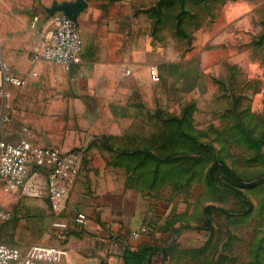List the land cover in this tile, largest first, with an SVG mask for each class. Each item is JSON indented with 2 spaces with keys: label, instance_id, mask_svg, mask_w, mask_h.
<instances>
[{
  "label": "crops",
  "instance_id": "0c3cea01",
  "mask_svg": "<svg viewBox=\"0 0 264 264\" xmlns=\"http://www.w3.org/2000/svg\"><path fill=\"white\" fill-rule=\"evenodd\" d=\"M75 1L29 0L26 7L14 3L0 9L11 15L7 25L0 26V55L12 75L22 78L12 69L15 61L32 59L29 21L24 17L28 7L33 14L42 8L37 18L49 28L47 34L55 29V18L63 15L51 13L53 6ZM85 1L88 7L78 17L84 39L80 62L46 74L57 96L50 110L58 139L48 145L23 139L79 153L80 174L61 214L52 211L45 197L32 198L25 202L32 217H20L12 225L0 220V240L19 249L22 256L30 247L41 245L64 252L56 261L37 264H168L174 253L195 249L181 246L184 231L176 237L163 229L177 207L146 195L142 176L151 170L144 167L150 165L154 172L161 158L168 156L164 152L167 142L181 141L180 133L177 138L167 128L181 125L184 110L202 111L203 105L198 104L205 95L218 97V78L228 74L221 67L230 63L231 55L223 40L200 52L171 54L166 47L153 46L148 38H135L128 27L125 30L110 19L99 24L92 2ZM151 67L158 69L159 82L151 80ZM23 86H7V113L14 125L21 109L16 90ZM0 104L2 115L5 102L0 100ZM197 117L196 112V123ZM14 125L5 133L2 127V138L11 144L19 143ZM35 176L45 181L42 174ZM78 213L86 215L83 226L74 224ZM54 221L69 224L65 240L56 239Z\"/></svg>",
  "mask_w": 264,
  "mask_h": 264
},
{
  "label": "rangeland",
  "instance_id": "374dc122",
  "mask_svg": "<svg viewBox=\"0 0 264 264\" xmlns=\"http://www.w3.org/2000/svg\"><path fill=\"white\" fill-rule=\"evenodd\" d=\"M90 1L99 24L110 19L125 30L128 27L135 38H148L171 54L200 52L220 40L226 44L231 58L221 67L228 74L218 78V97L205 95L199 101L203 110L195 109L197 123L194 110L188 109L181 125L167 128L177 138L180 133L181 141L167 142L168 156L161 158L154 172L145 164L144 170L151 172L142 181L152 200L177 207L163 229L176 237L184 231L181 246L195 249L174 253L168 264H264V0ZM14 3L30 4L0 0V9ZM37 10L42 12L40 7ZM29 11L24 17L29 21L33 59L42 50L49 28L39 22L38 11ZM10 16L0 11L1 27ZM32 59L12 65L25 82L16 90L21 109L17 124L9 114L2 127L5 133L14 125L16 142L28 137L48 145L58 139L50 110L57 96L46 74L60 66L41 62L39 67ZM7 194L0 186V211L9 214L8 223L32 217L25 204L32 198L13 200ZM40 262L50 261L44 258L32 264Z\"/></svg>",
  "mask_w": 264,
  "mask_h": 264
},
{
  "label": "built area",
  "instance_id": "2783aa9c",
  "mask_svg": "<svg viewBox=\"0 0 264 264\" xmlns=\"http://www.w3.org/2000/svg\"><path fill=\"white\" fill-rule=\"evenodd\" d=\"M55 29L45 36V46L33 57L34 62H48L59 65L64 69H70L80 62L83 53L82 34L79 25L71 18L60 15L55 18ZM130 71L126 70L125 75ZM150 78L154 82L160 81V75L156 67L149 70ZM22 78L11 74L7 62L0 55V100L4 101V111L0 118V186L6 193H17L22 197H45L56 214H61L65 209L73 187L82 168L80 154L71 151H63L50 147H41L23 140L17 144H11L2 138V125L9 120L7 111V86H23ZM44 176L45 181L39 182L35 175ZM10 219L8 213L0 211V220L6 222ZM86 215L78 213L74 218V224L83 226L86 223ZM52 227L57 230V237L66 239V231L69 224L62 221H54ZM143 233L147 229L142 230ZM139 237L138 233L134 234ZM64 252L57 249H44L32 247L22 256L19 249L11 247L0 240V264H32L35 260L47 259L56 261Z\"/></svg>",
  "mask_w": 264,
  "mask_h": 264
},
{
  "label": "water",
  "instance_id": "95a60500",
  "mask_svg": "<svg viewBox=\"0 0 264 264\" xmlns=\"http://www.w3.org/2000/svg\"><path fill=\"white\" fill-rule=\"evenodd\" d=\"M88 7V3L85 0H76L75 2L68 4H55L52 12H60L64 16H67L74 20L78 24L79 15Z\"/></svg>",
  "mask_w": 264,
  "mask_h": 264
},
{
  "label": "trees",
  "instance_id": "16d2710c",
  "mask_svg": "<svg viewBox=\"0 0 264 264\" xmlns=\"http://www.w3.org/2000/svg\"><path fill=\"white\" fill-rule=\"evenodd\" d=\"M226 173H229L228 171H226Z\"/></svg>",
  "mask_w": 264,
  "mask_h": 264
}]
</instances>
